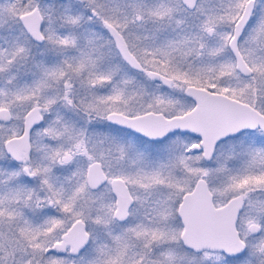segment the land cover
Masks as SVG:
<instances>
[{"label":"snow or ice","instance_id":"6c2138e0","mask_svg":"<svg viewBox=\"0 0 264 264\" xmlns=\"http://www.w3.org/2000/svg\"><path fill=\"white\" fill-rule=\"evenodd\" d=\"M0 264H264V0H0Z\"/></svg>","mask_w":264,"mask_h":264}]
</instances>
